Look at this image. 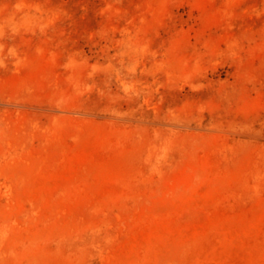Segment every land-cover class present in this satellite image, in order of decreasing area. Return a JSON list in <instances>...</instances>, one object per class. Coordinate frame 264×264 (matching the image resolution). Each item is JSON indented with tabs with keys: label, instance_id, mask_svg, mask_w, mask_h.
I'll return each mask as SVG.
<instances>
[{
	"label": "rangeland",
	"instance_id": "rangeland-1",
	"mask_svg": "<svg viewBox=\"0 0 264 264\" xmlns=\"http://www.w3.org/2000/svg\"><path fill=\"white\" fill-rule=\"evenodd\" d=\"M0 264H264V0H0Z\"/></svg>",
	"mask_w": 264,
	"mask_h": 264
}]
</instances>
